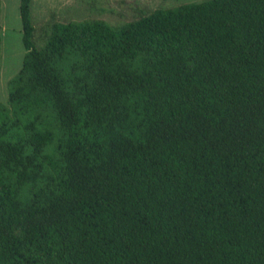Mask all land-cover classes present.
<instances>
[{
	"label": "trees",
	"instance_id": "1",
	"mask_svg": "<svg viewBox=\"0 0 264 264\" xmlns=\"http://www.w3.org/2000/svg\"><path fill=\"white\" fill-rule=\"evenodd\" d=\"M30 7L0 264H264V0L54 22L41 48Z\"/></svg>",
	"mask_w": 264,
	"mask_h": 264
},
{
	"label": "rangeland",
	"instance_id": "2",
	"mask_svg": "<svg viewBox=\"0 0 264 264\" xmlns=\"http://www.w3.org/2000/svg\"><path fill=\"white\" fill-rule=\"evenodd\" d=\"M208 0H31L33 42L41 48L54 23L101 20L120 25L156 9H170ZM20 0H0V103L7 105L8 81L21 69L25 50L19 14Z\"/></svg>",
	"mask_w": 264,
	"mask_h": 264
}]
</instances>
